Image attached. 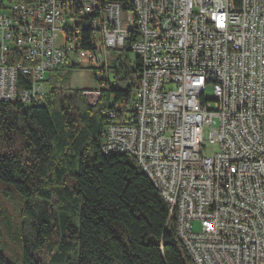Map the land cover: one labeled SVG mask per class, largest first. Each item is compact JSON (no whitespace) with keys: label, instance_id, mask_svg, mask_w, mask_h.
<instances>
[{"label":"built area","instance_id":"obj_1","mask_svg":"<svg viewBox=\"0 0 264 264\" xmlns=\"http://www.w3.org/2000/svg\"><path fill=\"white\" fill-rule=\"evenodd\" d=\"M133 3L0 0V101L41 103L49 73L67 62L105 83L110 51L130 41L140 82L107 111L102 152L136 158L194 264H264V0ZM20 73L30 85L19 91ZM99 89L85 91L92 104Z\"/></svg>","mask_w":264,"mask_h":264},{"label":"trees","instance_id":"obj_2","mask_svg":"<svg viewBox=\"0 0 264 264\" xmlns=\"http://www.w3.org/2000/svg\"><path fill=\"white\" fill-rule=\"evenodd\" d=\"M99 2L134 12L133 0ZM91 35L82 30L79 48H90ZM131 51L125 42L108 65L95 104L87 89L64 88L83 69L68 62L49 73L41 103L0 101V216L1 199L18 194L21 264H194L175 212L136 158L101 150V133L112 122L107 111L127 103L140 82V58L131 65ZM18 80L19 91L30 85L22 73ZM0 264H12L1 233Z\"/></svg>","mask_w":264,"mask_h":264},{"label":"rangeland","instance_id":"obj_3","mask_svg":"<svg viewBox=\"0 0 264 264\" xmlns=\"http://www.w3.org/2000/svg\"><path fill=\"white\" fill-rule=\"evenodd\" d=\"M107 62L110 64L113 59H116L120 54L119 51H110ZM137 53L134 51L129 52L128 58L131 65H134ZM96 70L93 67L83 65V69L73 72L69 81L64 86L66 89H99L100 82L95 79ZM110 75L112 76L111 72ZM214 97L213 91L207 87L205 91V99L212 100ZM216 151V146L210 144L208 141L204 143L201 152L210 155ZM20 198L18 194H13L10 200L1 199V208L4 215L0 216V233L2 239V250L7 259L12 264H21V247L19 242V229L18 223L20 220ZM194 230L199 231V223H194Z\"/></svg>","mask_w":264,"mask_h":264}]
</instances>
